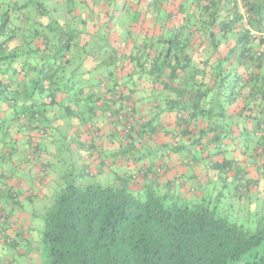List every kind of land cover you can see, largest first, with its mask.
I'll return each instance as SVG.
<instances>
[{"label": "trees", "instance_id": "16d2710c", "mask_svg": "<svg viewBox=\"0 0 264 264\" xmlns=\"http://www.w3.org/2000/svg\"><path fill=\"white\" fill-rule=\"evenodd\" d=\"M0 1V165L1 152L17 151L3 147L19 142L9 132L15 126L21 133L16 122L37 129V118L52 107L72 110L83 103L89 120L100 108L121 124L132 146L126 153L164 133L171 141L161 149L208 160L205 166L218 172L225 187L233 184L232 197L253 191L252 168L259 173L256 182L264 180V39H252L241 28L232 0H182L175 14L182 17L179 24L160 34L130 31L133 42L124 56L107 30L81 46L82 31L61 33L56 18L47 31L38 14L28 11L21 36L17 27L9 29L5 9L28 10L29 3ZM243 1L250 24L264 28V0ZM16 38L22 43L10 49ZM89 57L96 66L90 77H81ZM121 68L126 77L117 75ZM1 176L14 175L5 170ZM132 179L107 185L74 178L61 184L43 213L40 264H264V214L254 228L246 227L206 196L186 199L172 187L151 185L138 191ZM7 191L4 197L13 199V188Z\"/></svg>", "mask_w": 264, "mask_h": 264}, {"label": "crops", "instance_id": "0c3cea01", "mask_svg": "<svg viewBox=\"0 0 264 264\" xmlns=\"http://www.w3.org/2000/svg\"><path fill=\"white\" fill-rule=\"evenodd\" d=\"M161 1L163 0H58V4L61 5L56 8L43 5L39 9L37 20L41 21L43 28L48 31V26L55 22L54 18L57 15L59 32L64 33V31L67 32V30L74 28L82 31L77 38L81 46L92 43L95 36H100L104 30H107L111 44L118 47L120 56H124L126 44H132L133 42L129 37L130 31L166 33L175 24L182 21L181 15H175L182 0H176L171 6L167 5L166 2L161 6L158 5ZM51 9L53 10L51 11ZM170 12L174 13L173 17H170ZM49 13L54 14L49 16ZM139 13L141 16L137 22L135 18ZM64 37L68 38L69 35L66 33ZM13 40H17L15 46L22 43L19 39ZM13 40L8 43L9 48ZM194 42L198 45L201 40L195 38ZM110 51L107 53H110ZM194 52V55H198V51ZM95 66L94 59L87 58L86 67L84 65L85 68L80 70L79 76L90 77ZM18 67H20L19 64ZM127 74V69L121 68L117 71L119 77H126ZM142 81L145 84L150 82L147 79ZM85 86L82 84V88H85V94H87L90 89ZM78 87L75 91L78 90ZM64 96L66 97V95ZM65 100L68 102V98ZM87 110L88 107H84L83 103H80L75 106L72 105V110L66 109V111L55 106L45 114L49 117L46 120L50 121L48 124H50V129H52L54 135L64 123L59 118L66 117V123L70 128L67 133L66 144L69 145V150L78 148L80 151L81 165L78 166V181L80 184L92 183L90 180L97 177L112 178L113 183L120 182L122 177H133L130 186L134 190L141 191L149 185L157 186L162 191L172 187L174 195L180 194L186 199H198L199 196L204 195V192L207 191L205 189H209V185L213 181L219 179L216 170L205 166L208 160L195 161L194 158L187 157L186 153L167 152L166 149H161L164 144L171 141V138L166 137L164 133H160L155 140H146L141 145H137L139 151L134 149L126 153L125 149L132 146H128L121 124L114 120L111 121L100 108L91 111V114L94 115L93 119H86L87 116L89 117V112L86 113ZM62 115L65 116L62 117ZM79 116H82L83 120ZM40 118L38 117L35 123L38 126H43L39 121ZM171 120L173 121V118ZM23 122L25 126L22 125L20 127L22 131L18 133V138L22 141L18 152H1V155L4 156L3 163L6 160L10 163V159H12L14 164L16 160V163L10 165V167L15 168L19 176H13V179L7 177L5 180L1 176L0 179V246L2 244L1 240L6 236L10 245L14 246V251L17 254L18 261L16 264H35V257L30 258L23 249L24 246H31L30 240L32 237L30 231L25 229L27 215L30 212L25 208L29 204L30 206L33 205L36 199L44 200L49 194L54 196V192L48 190V186L54 183L60 189L62 178L58 174H50L49 169L47 170L45 155H38L39 160L38 157H34L35 153L39 154V152H21L22 158L16 157L21 149L25 151L23 145H26L28 151L32 148L37 151V147L41 148L42 144V139L35 135L36 129H33L35 124L28 121ZM234 155L237 156L238 154L234 153ZM202 156L206 155L197 153V157ZM5 168H0L1 174L5 173ZM6 171L7 176L10 173L13 174L10 169ZM27 175L31 177L28 178ZM34 175L38 176L32 179ZM250 175L253 177V173ZM86 177L88 180H86ZM257 178H259V175ZM10 188L14 190L13 199L10 198L9 194L8 197H4V194L8 193L7 190ZM252 190L254 191L255 188ZM42 211L37 208L34 209L33 214L37 216ZM10 232L13 237L9 235ZM6 260L8 263L12 262L10 259ZM37 263H41V256L38 258Z\"/></svg>", "mask_w": 264, "mask_h": 264}, {"label": "rangeland", "instance_id": "374dc122", "mask_svg": "<svg viewBox=\"0 0 264 264\" xmlns=\"http://www.w3.org/2000/svg\"><path fill=\"white\" fill-rule=\"evenodd\" d=\"M14 1H18V3L19 1H24L25 3L27 2L29 3L28 8H27L28 10H26V8L19 9L17 8L18 6H15V5H13V9L12 7L9 8V6H6V9H5V10H10L11 22H9L8 24L9 29L17 27L19 32L21 33V36L23 35L25 36V33L22 31L23 28H22L21 21L24 20L25 16L32 15L33 17L34 15L39 14V9H40L38 7L39 5L41 6V8L43 5L44 6L47 5L50 8H53V7L56 8L61 5V4H58V0H13V2ZM52 10L53 9H51V11ZM27 11H28V14L29 13L31 14L28 15ZM50 14H54V13H49V16ZM55 18L58 20L57 15H55ZM36 19L33 18V22H35ZM16 39H19V38H16ZM16 43H17V40L15 41L13 40L10 43V48H13ZM86 50L89 51V46L86 47ZM62 109L66 111L65 108H61V110ZM86 113H88V111H86ZM63 116L65 115H62V117ZM85 116L87 115L85 114ZM79 117L83 120L82 116H79ZM88 118L89 117L87 116L86 119ZM46 119H49V117L44 114L39 119V121L43 124V126L42 125L38 126V128L35 131V135L39 139H42L41 148L37 147V151L33 150L34 148L28 151L26 149V145H23V147L25 148V151L21 149V151L17 153L16 157L22 158L21 152H24V153L25 152H39V154L35 153L34 157H38V160H39L40 157L38 155H45L44 157L46 158L45 162H46L47 170L49 169L50 174H58V176L62 178V184L74 178L79 179L78 166L81 165V159L79 155L80 151L78 148L75 150H69V145L66 144V139L68 138L67 133L70 131V128L68 124L66 123V117L62 119L59 118L64 123L55 135L54 133H52V129H50L51 128V126H49L50 124H48L50 121ZM16 123L19 125L21 122L19 121ZM22 125L25 126L24 122L22 123ZM44 130H45V133L44 132L41 133V131H44ZM9 132H11L12 138L18 136V133L15 132V126L11 127L9 129ZM20 145H22L21 140H19V142L17 143L9 142L7 146L4 145L3 147H7L9 150L16 147L17 148L16 150L18 152V148ZM73 160L75 161V164ZM3 162L4 160L1 162L0 168L6 167L5 170L10 169V172L13 171L14 177L19 176L15 168L10 167V165H14L16 163V160L14 161V164L12 163V159H10V163H8L7 160L5 163ZM251 173H253L252 178H254V180L251 181L250 187L252 189L255 188V190L249 191V194L247 197H244L242 199L237 196L232 197L231 193L234 188L233 184H228L227 187H225V183L222 180L220 181V179L213 181L211 185H209V189L207 188L205 189L207 191L204 192L203 196H206L208 199L210 198L211 201L215 203L213 205L217 204L218 206L219 204V207L223 211L228 212V213H233V214L236 213L235 215L238 216L239 220L241 221L239 222L243 223L246 227L250 225V227L254 228L257 225V222H255L256 217L260 214H264V180L261 179L259 182H256V180H258L257 177L259 173L255 167L252 168ZM36 176L38 175H34L32 179H35ZM27 177L30 178L31 176L27 175ZM229 178L230 177L228 176V180L226 182H229ZM86 180H88L87 177H86ZM90 181L92 183H100V184H107V185L114 182L112 178L109 179L107 177H101V178L97 177ZM53 185L55 184L52 183V185H49L48 190L53 191L54 194H56L59 191V189L56 185L55 186ZM36 191H38V189H36ZM201 197L202 195L199 196V199ZM53 200H54V196H51L49 194L47 198H45L44 200L36 199L33 205L30 206L29 204L25 208L27 211H30L28 213L29 215H27L28 219L25 224V229L30 231L32 237L30 240L31 246L30 247L24 246L23 249L27 252V256H30V258L35 257V262H34L35 264H39L37 263L38 258L40 256L42 258V254H43V246H44L42 242V232L44 228L43 213L46 211V209H48L51 206V204L53 203ZM37 208L43 211L40 212V214H37V216H35L33 213H34V209H37ZM9 235L13 237V235H11V232ZM1 241H2V244L0 246V264H11V263L16 264L18 261V257L14 251V246L12 247L10 245L6 236ZM9 249H10V252L8 253ZM6 259H10L12 260V262L8 263Z\"/></svg>", "mask_w": 264, "mask_h": 264}, {"label": "built area", "instance_id": "2783aa9c", "mask_svg": "<svg viewBox=\"0 0 264 264\" xmlns=\"http://www.w3.org/2000/svg\"><path fill=\"white\" fill-rule=\"evenodd\" d=\"M231 5L236 6L239 14L241 15V22H240L241 28L247 31L252 39H260V38L264 39V28L256 29L250 24V13L244 1L232 0Z\"/></svg>", "mask_w": 264, "mask_h": 264}]
</instances>
